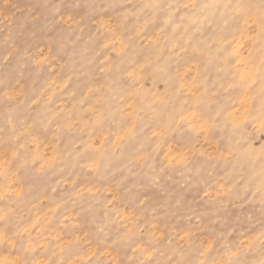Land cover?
<instances>
[{
	"label": "rangeland",
	"instance_id": "1",
	"mask_svg": "<svg viewBox=\"0 0 264 264\" xmlns=\"http://www.w3.org/2000/svg\"><path fill=\"white\" fill-rule=\"evenodd\" d=\"M0 264H264V0H0Z\"/></svg>",
	"mask_w": 264,
	"mask_h": 264
}]
</instances>
